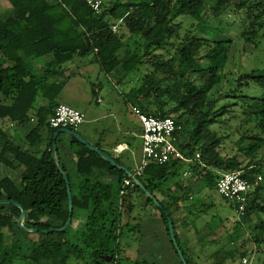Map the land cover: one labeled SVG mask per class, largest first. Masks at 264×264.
Segmentation results:
<instances>
[{
	"label": "trees",
	"instance_id": "obj_1",
	"mask_svg": "<svg viewBox=\"0 0 264 264\" xmlns=\"http://www.w3.org/2000/svg\"><path fill=\"white\" fill-rule=\"evenodd\" d=\"M8 1L10 7L0 10V167L16 172L18 177H0V201L20 203L27 212L24 226L38 231L28 233L19 227L18 206L0 205V264H122L129 258H123L121 238L135 235L141 228L139 219L133 217L138 196L145 197L147 206L156 207L132 179V185L126 187L128 193L122 196L125 181L130 179L123 170L66 133L55 138L61 128L49 125L70 78L65 65L90 57L100 73L110 80L116 78L121 86L137 77L139 85L122 93L125 105L155 117L173 118L179 127L177 147L188 158L200 154L199 160L189 164H150L136 175L160 202L162 208H156L168 234L169 219L173 221L188 263L227 264L235 253L241 258L248 254L234 247L215 250L205 259L194 257L182 247L175 212L169 207L173 204L181 213L207 212L203 206L188 205L193 199L194 178L204 188L217 190L219 178L229 172L239 171L253 184L231 238L237 242L247 233L262 251L264 97H240L241 122L251 133L243 135L249 140L245 152H249L250 160L244 163L238 154L227 150L221 133L228 108L237 104L218 108V100L212 96L229 61L232 40L210 39L205 34L210 35L207 30L213 28L210 18L238 15L246 24L242 35L253 43L264 31V0H105L100 13L85 0H64L63 5L52 0ZM186 22H190L189 28ZM116 24L128 30L127 39L113 31ZM121 50L123 58L119 56ZM37 60H44L39 72L32 67ZM239 83L264 89V70L241 76ZM97 89L100 87L93 85L95 98ZM30 126L22 140L16 138L15 130ZM141 131L140 127L139 134ZM135 140L130 139L129 148ZM55 142L61 168L70 180L73 219L66 232L44 233L62 228L69 218L66 181L52 153ZM96 147L136 174L122 156L103 150L100 144ZM183 167L191 175L186 183L175 180ZM259 176L263 180L255 185ZM78 210L85 213V224L70 235Z\"/></svg>",
	"mask_w": 264,
	"mask_h": 264
},
{
	"label": "rangeland",
	"instance_id": "obj_2",
	"mask_svg": "<svg viewBox=\"0 0 264 264\" xmlns=\"http://www.w3.org/2000/svg\"><path fill=\"white\" fill-rule=\"evenodd\" d=\"M9 7L10 4L8 0H0L1 11L6 10ZM242 21L243 19H241L240 16L230 14H227L226 17L221 15L218 18H210L209 23L213 28L207 31H209L210 35L213 36L206 33L205 37L210 39L212 37L215 39L230 38L232 40L230 43L232 48L229 61L223 70L222 78L219 84L212 92V96L217 98L218 108L225 105H231L233 103L237 104L235 107L231 106L228 108V113L223 120L224 125L221 133L225 139V146L227 150L238 154L240 159L244 161V163H247L250 162L249 152H245V150L247 149L249 140L243 137H247L251 133L249 132V127L241 122L242 110L240 97H264V89L253 84L249 86L245 84L240 85L239 79L241 76L249 74L252 71L264 70V31H262L260 35L255 38L253 43L248 42L245 39L246 37L242 35L246 27V24L242 23ZM185 26L189 28L190 22H186ZM199 26L202 29L205 28V26L200 24ZM221 28H224L225 32L223 31L222 33ZM117 32L123 35L125 39H127L130 35L128 30L124 27H119ZM182 34L184 35L185 31H183ZM119 56L120 58L124 57V50L119 52ZM91 58L92 57L85 59L76 58L74 62L65 65L68 72V74L67 72L66 74L67 76H70L71 74V77L67 79L66 88L62 92L58 102L69 105L85 113L86 121L77 130L78 134L88 136L87 138H89L90 144L93 143L96 145H103L106 142H112L116 139L122 140V137L128 136L124 130V126L127 123H132L135 131L139 130V122L133 114L128 111L129 108L125 105L124 98L122 97V93L128 92L133 87H137L139 85V81L136 77V79H134L131 83L121 86L118 84L116 78H112L110 80L108 77L100 73L98 66L94 63H90ZM36 62H40L37 65L41 66L43 65L44 60H38ZM115 84L119 86H116ZM93 85L100 87V92L97 98L92 95ZM97 100H100V102L98 103ZM91 112H98L101 117L97 121L90 122ZM31 127L32 126L15 131L16 137L22 140ZM130 137L134 138L133 135H130ZM135 139L133 148L131 151L127 152L125 156L129 161L139 165L142 157L141 139L138 137H135ZM185 171V167L181 168L180 174L175 178V180H182L183 183H186L191 175L189 174L185 177ZM17 175L18 174L16 172L0 167V177L10 176L15 179L18 177ZM195 179L196 178H194L193 183L194 190L191 194L193 199L191 201H187L188 205L194 203L198 209L203 206V210L207 209V212L201 213L198 210H193L192 212L196 215H203L205 218L202 221L204 223H206V220L209 221L211 223L210 226L212 227V230L215 229V231H218L221 228L217 236H213L214 239L218 241L220 246L224 245L230 250L236 247L239 251L245 250L248 252L247 256L244 258H241L238 253H235L231 259L227 260V264H244V259L247 260L246 264H264V246H262V251L256 248L247 233L235 243H231L228 239V231H232V228H234L233 225L239 219L236 207L225 202L217 190L204 188V184L200 181H196ZM137 200L138 208L134 212L133 217H136L139 219V222L142 223L141 230L143 237L147 238L150 235L157 236L155 238V240H157L163 233V237L167 239L169 246L172 247L170 241L171 237H169L170 235L161 220V214L158 209L154 206L147 205L142 208L141 203L143 202L145 205V197L142 195L138 196ZM169 207L172 212L176 211V207L173 204H169ZM177 215V213L174 214L175 218L180 222V218L177 217ZM125 218H128L127 214H125ZM225 218L226 222L221 224L219 221ZM75 220L77 221L70 229V235H72L76 229L84 227L85 213L80 210L76 211ZM177 220L174 221L177 227V232L179 233ZM193 221V219L191 220L185 218L182 223H189L192 225ZM195 221L196 223L198 222L197 219H195ZM160 224L164 229L162 233L159 232ZM199 226L203 228L202 225ZM203 232L207 233V230ZM194 235H197V233ZM126 237L127 236L121 238V246L122 248L124 246L123 258L128 257L129 260H122V264H135L137 261V253L134 247L133 239L135 237L141 238V234L136 233L135 235L132 234L127 238ZM206 240L209 241L208 238H206ZM204 242L208 243L206 241ZM214 250L215 249L213 248L208 252L211 253ZM176 256L179 260L180 258L178 253ZM14 264L21 263L17 261ZM69 264H77V262L71 261Z\"/></svg>",
	"mask_w": 264,
	"mask_h": 264
},
{
	"label": "built area",
	"instance_id": "obj_3",
	"mask_svg": "<svg viewBox=\"0 0 264 264\" xmlns=\"http://www.w3.org/2000/svg\"><path fill=\"white\" fill-rule=\"evenodd\" d=\"M61 5L64 0H52ZM91 9L100 13L105 4V0H85ZM113 31L117 32L119 24L113 25ZM100 102V100H97ZM132 114L137 118L141 125V133L137 136L141 139L142 157L135 175H141L144 169L150 164L163 165L172 161H178L183 164L192 163L194 160L200 159L197 153L194 158H188L177 147L176 133L179 129L173 118H159L145 114L140 108L130 105ZM86 121L85 114L81 111L66 105L59 104L55 109L54 115L49 119L51 128H69L77 131L79 127ZM190 174L188 170L184 172L187 177ZM263 180L262 176L258 177L255 185ZM131 179L125 181L121 195H126L128 191L126 187L131 186ZM253 184L242 177L241 172H229L223 174L218 182L216 189L219 194L237 209L238 215L241 216L245 210V204L248 193ZM244 263L247 260L244 259Z\"/></svg>",
	"mask_w": 264,
	"mask_h": 264
},
{
	"label": "crops",
	"instance_id": "obj_4",
	"mask_svg": "<svg viewBox=\"0 0 264 264\" xmlns=\"http://www.w3.org/2000/svg\"><path fill=\"white\" fill-rule=\"evenodd\" d=\"M38 63H40V62L35 61L32 64V67L34 69H36L37 72H39L40 68H41V66L37 65ZM67 74H68V72H67ZM70 77H71V74H70ZM97 92L99 93L100 89H97ZM128 108H129L128 111H130V113L132 114L130 105L128 106ZM85 117H86V115H85ZM100 117L101 116L98 114V112H91V118L89 121L90 122L97 121ZM139 126L141 127V125H139ZM124 127H125L124 130L126 132V135H128V136L122 137V140L116 139L115 141H112V142H106L105 144H103L101 146H102L103 150L112 152L117 157L123 156L125 162L129 166H131L134 170H136L139 165L134 163V162L129 161L125 155L127 152L131 151V149H132V148H129V145H128V143L130 142V139H131L130 135L137 137L139 135V132H138V130L137 131L134 130V125L132 123H127ZM15 131H17V130H15ZM79 135H81L86 141L89 142V138H87L88 136H85L82 134H79ZM15 136H16V133H15ZM16 138H18V137H16ZM64 138L66 140H68V136H64ZM91 144H93V143H91ZM93 145L96 146V144H93ZM67 154H68V150H65L64 155H67ZM134 196H136V194H134ZM144 206H146V204L144 205V203L142 202L141 207L144 208ZM175 210H177V208ZM175 213H177L178 214L177 217L180 218V222H179L174 216V220H177L178 225H179V233L177 232V229H176V232L179 236L180 243H181V245L183 243V245H184V246L182 245L183 248L187 249L188 251H192L194 257H199L200 259H203V258L205 259L206 257H208L210 255V253L208 251H210L213 248L215 250H218L221 248H225L227 250H230L227 247H225L224 245L220 246L218 241L216 239H214V237H213V236H215V237L217 236V234L221 228L218 231H215V229L212 230V227L210 226L211 223L209 221L206 220L205 221L206 223H204L202 221L205 218V217H203V215L200 214V217H197V216H199L198 214L196 215L193 212L188 213L187 211L183 212V213L175 211ZM185 218H188L191 220L193 219L194 220L193 224L192 225L189 223L183 224L182 221ZM195 219H197V221H198L197 223H196ZM225 219H222V222H221V220L219 222H221V224H223V223H225L224 222ZM199 225H202L203 228L200 227ZM141 226H142V223H141ZM233 226H234V228H232V231L231 232L228 231V236H229L228 239L231 241V243H235V242H233L231 235H230L235 229V224ZM159 229H160V231H159L160 233H162V231L164 230L163 226L161 224L159 225ZM205 229L207 230V233L203 232V231H206ZM139 233L141 234V238L135 237L133 239L134 247H135L136 253H137V261L138 262H144L145 261V262H147V264H182V262L179 261L180 259L179 260L177 259V256H176L177 252L175 250V247H174L172 241L170 240L171 244H172V247H170L168 242H167V239L165 237H163V233L157 240H155V238L157 236H151L150 235L147 238L143 237L141 228H140ZM195 233H197V235H194ZM206 238H208L209 241H207ZM218 239H219V236H218ZM204 241L208 242L209 244L205 243ZM227 262L228 261H226V263ZM243 263H244V261H243Z\"/></svg>",
	"mask_w": 264,
	"mask_h": 264
},
{
	"label": "water",
	"instance_id": "obj_5",
	"mask_svg": "<svg viewBox=\"0 0 264 264\" xmlns=\"http://www.w3.org/2000/svg\"><path fill=\"white\" fill-rule=\"evenodd\" d=\"M60 133H66L72 137H74L76 140H78L81 144L87 146L90 150L96 152L97 154H99L101 157H103L106 161H108L110 164H112L113 166H115L116 168L123 170L130 179L133 180V182L138 185L145 193V195L150 198L153 199L156 207L158 208H162L160 202L153 197V195L144 187V185L141 183V181L136 177V175L130 171L126 166L120 165L118 164L112 157H110L109 155H107L104 151H102L101 149H99L98 147H96L95 145L90 144L88 141H86L81 135H79L78 133H76L75 131H72L69 128H61L56 134H55V138L58 137V135ZM52 153H53V158L55 160V163L57 165L58 170L64 175L65 181H66V185H67V190H68V197H69V218L66 222V224L60 228V229H51V230H44V233H49L52 231H58V232H66L68 230V228L71 226L72 223V219H73V208H74V203H73V194H72V189L70 186V180L69 178L66 176V174L63 172L61 165H60V158L58 155V150H57V144L56 142L53 144L52 147ZM7 204H14L16 206H18L21 209V216L19 218L18 224L19 227L21 229H23L24 231L28 232V233H36L38 230L37 229H29L27 227L24 226L23 222L26 219L27 216V212L26 210L23 208V206L16 202V201H12V200H1L0 201V205H7ZM169 234L171 237V241L175 247L176 252L179 255V258L182 262V264H189L188 261L185 258L184 252L181 249L178 240H177V236L175 233V228H174V223L171 219H169ZM109 262L112 260L111 258H106Z\"/></svg>",
	"mask_w": 264,
	"mask_h": 264
}]
</instances>
